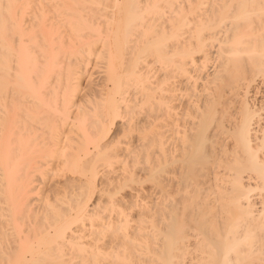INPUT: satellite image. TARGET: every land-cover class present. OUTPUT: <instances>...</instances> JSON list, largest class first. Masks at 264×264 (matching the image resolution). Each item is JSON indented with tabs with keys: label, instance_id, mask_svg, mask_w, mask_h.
I'll use <instances>...</instances> for the list:
<instances>
[{
	"label": "bare ground",
	"instance_id": "1",
	"mask_svg": "<svg viewBox=\"0 0 264 264\" xmlns=\"http://www.w3.org/2000/svg\"><path fill=\"white\" fill-rule=\"evenodd\" d=\"M93 65L105 92L74 114ZM119 119L138 145L104 144ZM51 171L80 178L40 197ZM242 252L264 264V0H0V264Z\"/></svg>",
	"mask_w": 264,
	"mask_h": 264
},
{
	"label": "rangeland",
	"instance_id": "2",
	"mask_svg": "<svg viewBox=\"0 0 264 264\" xmlns=\"http://www.w3.org/2000/svg\"><path fill=\"white\" fill-rule=\"evenodd\" d=\"M29 19H30L29 17H26L25 20H24V23H26L24 25H25V27L27 26L25 28L26 30L29 29L30 26H31L30 22H28ZM93 66L89 68L90 71L81 80V83H80L81 86H80L78 95L75 98V101H77L78 104L72 109V112H74V114H75L76 107L82 105L84 103V101H85V105L88 104V103H86V101H89V100L90 101H94V100L97 101V100H99V97L102 94V91L105 92L104 89H106V88L103 87L105 85V82H104V78L105 77H104V74H103L104 70H103V68L99 69L101 65L98 66V67L94 66L95 68ZM98 94H99V96H98ZM81 102H82V104H81ZM110 130L111 131L109 132L108 136L104 140V144L105 143L106 144H111V143H119L120 142L121 143L120 146L124 148V147H126V143L125 142L131 141V144L133 146L138 145V133H134L131 138H126L125 137V134H124L125 125L123 124V120H121V119L117 120ZM36 157H37V155H34V158H36ZM56 159H59L58 156L54 159V161ZM53 167H54V165H53ZM54 168H53V170H54ZM101 171L103 172L104 169H101ZM114 171L115 172H111L110 173V176H115L116 174H120V172L122 171L120 164L114 165ZM53 173L54 172L51 171L50 174L46 175V177H44L45 180L41 179L40 173L34 174L35 175L34 176V181H35V185H36L35 187H37V189H40L42 191L41 192L40 190H37V191L34 192V195H32V200H33L32 204H34V207L36 208V210L40 209V207L42 206V203H43V202H41V200L37 199L38 196H37L36 192L39 193V191H40V197H42V195L44 197L45 194L47 193L48 196H50V194H51L52 197L51 196L50 197L53 198L55 193L58 192V191H61L62 189H64V186H67L68 183L71 180L72 181L74 180L75 182H78V180L80 178L78 175H73V174L67 173V172H65V173L64 172H59L58 175H53ZM143 179H144V177H143ZM102 180H103V178L100 175V178H98V181H99L98 186H99V188L97 189V192L93 195V199H92V201L90 203L91 207H94L97 204L98 201L100 202V200H99L100 193H99L98 190L100 189V184L102 183ZM139 188H140V186H138V189ZM153 188H154V186H153V183H151V182L147 181V182H144L142 184V189H144V192H146V193H151L152 194V192L154 191ZM135 193L136 192L131 190L130 188H126L125 190L120 191V194L117 195L116 197L119 200H123V201H126V202L129 203V202L134 200ZM101 200H102V202H106V200H107L106 196L101 197ZM247 256H248V253L242 252V253H239L236 256L238 258L237 259L235 257V255L233 254L232 260H231L232 261L231 264H246Z\"/></svg>",
	"mask_w": 264,
	"mask_h": 264
}]
</instances>
